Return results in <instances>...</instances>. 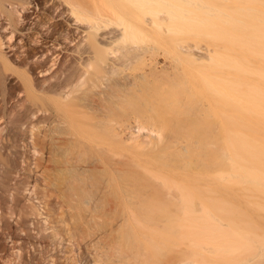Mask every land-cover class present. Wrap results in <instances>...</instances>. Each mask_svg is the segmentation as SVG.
Wrapping results in <instances>:
<instances>
[{
	"label": "bare ground",
	"instance_id": "bare-ground-1",
	"mask_svg": "<svg viewBox=\"0 0 264 264\" xmlns=\"http://www.w3.org/2000/svg\"><path fill=\"white\" fill-rule=\"evenodd\" d=\"M28 190L91 264H264V0H0V223Z\"/></svg>",
	"mask_w": 264,
	"mask_h": 264
},
{
	"label": "rangeland",
	"instance_id": "rangeland-1",
	"mask_svg": "<svg viewBox=\"0 0 264 264\" xmlns=\"http://www.w3.org/2000/svg\"><path fill=\"white\" fill-rule=\"evenodd\" d=\"M4 50L10 51L7 47H4ZM28 155L30 154L28 153ZM29 165L25 164L33 170V183L36 180H41L42 167L45 165L50 167V164L45 163L44 160L39 163L32 160L29 161ZM39 190L40 188L37 187L36 191L39 192ZM19 199L21 205L25 206L41 204L38 196L31 194L29 190L21 192ZM40 207L44 214L33 216L25 228L20 229L15 224L20 220L19 217H11L7 213H3V222L0 223V264H91L85 259L87 251L79 249L75 242L69 241L67 237L61 241H58L59 238L52 240L49 237L54 228L64 225L59 222L60 217L58 218L57 210L48 211V221L45 222L48 215L46 209L42 208V204ZM69 251L71 252L69 253Z\"/></svg>",
	"mask_w": 264,
	"mask_h": 264
}]
</instances>
